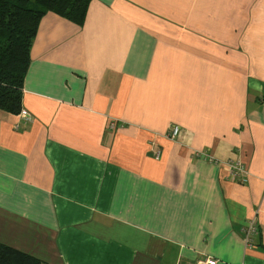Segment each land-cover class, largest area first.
<instances>
[{
    "label": "crops",
    "instance_id": "obj_1",
    "mask_svg": "<svg viewBox=\"0 0 264 264\" xmlns=\"http://www.w3.org/2000/svg\"><path fill=\"white\" fill-rule=\"evenodd\" d=\"M85 15L43 14L29 118L0 110V244L42 264H264V0H90Z\"/></svg>",
    "mask_w": 264,
    "mask_h": 264
},
{
    "label": "trees",
    "instance_id": "obj_2",
    "mask_svg": "<svg viewBox=\"0 0 264 264\" xmlns=\"http://www.w3.org/2000/svg\"><path fill=\"white\" fill-rule=\"evenodd\" d=\"M90 0H0V110L21 112L22 85L29 67L37 25L47 12L76 25L85 19ZM0 264H42L33 256L0 244Z\"/></svg>",
    "mask_w": 264,
    "mask_h": 264
},
{
    "label": "built area",
    "instance_id": "obj_3",
    "mask_svg": "<svg viewBox=\"0 0 264 264\" xmlns=\"http://www.w3.org/2000/svg\"><path fill=\"white\" fill-rule=\"evenodd\" d=\"M20 116L23 118H29V114L26 110H21ZM109 127L112 129L115 127V120L111 121L109 123ZM180 129L177 126H169L168 131L166 132V137L174 140L179 134ZM201 153L200 151L196 153V156H199ZM156 157L159 156V152H156ZM227 169H228V179L232 182H244L248 171L245 170L243 164L238 161H229L227 163ZM243 234L244 238L243 241L245 242V246L249 247L254 244V239L258 235L259 229L257 228V223L255 221V218L249 219V221L244 225L243 227ZM216 261L212 258H204L197 261V264H215Z\"/></svg>",
    "mask_w": 264,
    "mask_h": 264
}]
</instances>
